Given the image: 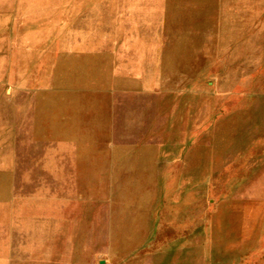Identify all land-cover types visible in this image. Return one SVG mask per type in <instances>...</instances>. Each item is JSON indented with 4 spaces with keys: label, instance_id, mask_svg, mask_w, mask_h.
<instances>
[{
    "label": "rangeland",
    "instance_id": "obj_1",
    "mask_svg": "<svg viewBox=\"0 0 264 264\" xmlns=\"http://www.w3.org/2000/svg\"><path fill=\"white\" fill-rule=\"evenodd\" d=\"M190 1L11 0L10 14L0 4V264H264V3ZM177 8L185 19L205 11L181 51ZM78 29L110 45L105 65L86 56L96 97L72 115L63 98L78 89L61 67ZM127 64L152 76L166 66L150 87L156 141L129 140L111 158L97 106L113 94L131 104L115 83ZM106 177H152V188L120 180L111 198ZM141 195L142 234L117 248L133 243L120 229L141 218ZM110 217L120 226L108 238Z\"/></svg>",
    "mask_w": 264,
    "mask_h": 264
},
{
    "label": "bare ground",
    "instance_id": "obj_2",
    "mask_svg": "<svg viewBox=\"0 0 264 264\" xmlns=\"http://www.w3.org/2000/svg\"><path fill=\"white\" fill-rule=\"evenodd\" d=\"M126 1V0H123ZM154 1V0H152ZM207 0H191L189 7L192 9L194 7H199L203 6L204 3ZM4 4L7 6V9L5 10L6 14H10L11 8H9L11 4V0H0V4ZM264 3V0H262V4ZM257 5H254L251 9L255 10ZM1 7V5H0ZM204 8L199 9V13L197 14V17L200 18L199 20L190 17L188 19H185L184 13L177 8L178 15L182 13L181 18H174L175 24L179 29V40L174 42L172 44V48L181 51L182 48L186 47L185 42L189 41L191 38H188L187 36H183L182 33L186 35H191V30L192 29H199L202 22L201 17L205 14V11H203ZM250 9H247L242 15H247L249 14ZM184 14V15H183ZM177 15V16H178ZM238 15V14H237ZM187 16V15H185ZM171 17V16H170ZM244 17V16H241ZM157 18V17H156ZM246 18V17H245ZM9 25L11 23H8ZM7 26L6 21H0V28H4ZM228 27L226 26L225 30ZM99 33V32H96ZM87 32L82 30H77L74 32L73 37H71L70 45L71 46V55L67 59H63L65 61L64 65L61 67L62 70V84L66 86H74L78 91L72 96H64L63 101L65 103V106H69V111L72 110L73 106V114L76 115L77 112L82 113L84 111L83 107L88 105V102H94L96 95L89 94L85 90L87 85H92L91 83L88 82V77H87V69H86V56H89L90 53H96L100 52L97 54V64L99 66L102 65V63L105 65V51H107L105 48L110 45V41L104 39V34L99 33V39H97L96 44H91V46L88 44V39H87ZM155 35L152 34L149 37L152 38H147L146 42L151 43V40L153 41V37ZM131 40H129L130 42ZM112 43V42H111ZM187 48L191 52L192 49V43H188ZM88 62V61H87ZM129 62L131 63V60L129 59ZM188 64L192 65V55L189 54V60ZM164 70L161 72H157L155 76H152L151 71L150 72H144L143 73V68L141 66H136L132 67L131 64L125 65L123 68V74L118 77L117 81L115 83L124 85L123 90L121 91V96L123 95H130V105L125 106L124 104H127L126 99L121 100L120 103L115 104V94L111 95L108 97L106 100V103L104 102L103 104L98 105L95 103V105H98V109L101 108L103 111L104 109V120L105 124L103 125L106 135L102 136L101 140L106 141L110 144L111 148V158L118 153L119 151L125 150L122 149V146L127 143V141H133L136 142L138 139H141L143 136H148L149 138L146 140L144 143V146H151L155 141L154 135L151 136L152 132L154 129L152 128L156 122L153 120L152 116V110H153V105L154 102L152 101L153 99V94L150 92V87L154 83L160 84L164 80V75H165V68L166 66L164 65ZM58 69H56V74L60 72ZM185 68V67H184ZM65 73V74H64ZM96 75V74H95ZM107 76L99 77V83L102 84L100 85L101 87L104 86V82L106 81ZM98 78V77H97ZM95 78V79H97ZM105 79V81H104ZM98 83V82H96ZM165 84V82L163 83ZM96 86V85H95ZM141 93V94H140ZM114 96V97H113ZM98 98V97H97ZM131 98H133L131 100ZM100 106V107H99ZM127 107V109H126ZM96 108V112L98 111ZM99 112V111H98ZM82 120V119H81ZM100 122L98 120L97 123H95L97 126H102L100 125ZM129 141V142H130ZM120 153V152H119ZM194 161L191 162V166L193 167L190 169L189 176L196 175L198 171L200 170V159L201 155L198 157L195 156L192 157L191 159ZM190 167V166H189ZM188 169V168H187ZM91 179L90 177H88ZM120 180H124L126 184L129 185V190L132 191L137 189L138 186L141 185V187L147 186L149 192L151 191V186H152V177H106L104 182L108 186V190L110 191L109 197H114L115 198V189L117 185L119 184ZM150 187V188H149ZM143 195H141L138 198V202L134 204V207H137V211L140 210L141 212V218L139 219H130L128 222L125 223V226H123V229H120L121 231H129L132 232V235L130 236L133 239V243H124L117 248L127 245L129 246L130 244H136L138 239L141 236L142 229L141 225L143 224V206H144V199ZM146 201V200H145ZM38 206V205H37ZM70 208L71 214L74 213L75 211V204L73 203ZM115 207V204L113 202H108L103 210L102 216L105 217V212L107 214H110L109 209H112ZM141 207V208H140ZM104 225V224H103ZM120 225H115V222H112V218L110 217L106 224L101 227V235L104 237H108L113 234L115 236V230H118ZM119 230V231H120ZM109 233V235H108ZM130 240V239H129Z\"/></svg>",
    "mask_w": 264,
    "mask_h": 264
},
{
    "label": "crops",
    "instance_id": "obj_3",
    "mask_svg": "<svg viewBox=\"0 0 264 264\" xmlns=\"http://www.w3.org/2000/svg\"><path fill=\"white\" fill-rule=\"evenodd\" d=\"M58 260V259H57Z\"/></svg>",
    "mask_w": 264,
    "mask_h": 264
}]
</instances>
